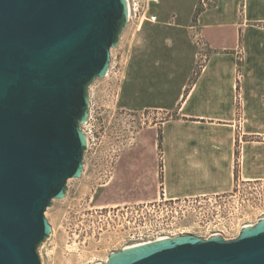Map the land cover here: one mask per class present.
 <instances>
[{"label": "water", "instance_id": "1", "mask_svg": "<svg viewBox=\"0 0 264 264\" xmlns=\"http://www.w3.org/2000/svg\"><path fill=\"white\" fill-rule=\"evenodd\" d=\"M128 16L127 0H0V264H42L45 211L82 174L89 87ZM98 264H264V218L230 240L179 234Z\"/></svg>", "mask_w": 264, "mask_h": 264}, {"label": "rangeland", "instance_id": "2", "mask_svg": "<svg viewBox=\"0 0 264 264\" xmlns=\"http://www.w3.org/2000/svg\"><path fill=\"white\" fill-rule=\"evenodd\" d=\"M186 3L158 0L149 9L156 22L129 21L111 50L108 75L90 85L83 171L68 180L66 196L45 211L51 233L41 244L42 264L104 263L121 249L126 230L143 223L169 226L172 236L220 234L230 240L264 218V182L177 206H163L161 192L150 214L142 215L136 211L132 174L117 177L119 167L133 171L135 135L140 130L158 134L203 63L190 30L201 9L198 0L189 24H178L189 14ZM156 159L159 171L160 153Z\"/></svg>", "mask_w": 264, "mask_h": 264}, {"label": "crops", "instance_id": "3", "mask_svg": "<svg viewBox=\"0 0 264 264\" xmlns=\"http://www.w3.org/2000/svg\"><path fill=\"white\" fill-rule=\"evenodd\" d=\"M187 2L178 24L192 17L196 0ZM190 30L203 63L158 134L135 135L133 171L118 168V178L132 174L139 203L159 197L161 186L182 200L264 182V0H215Z\"/></svg>", "mask_w": 264, "mask_h": 264}, {"label": "built area", "instance_id": "4", "mask_svg": "<svg viewBox=\"0 0 264 264\" xmlns=\"http://www.w3.org/2000/svg\"><path fill=\"white\" fill-rule=\"evenodd\" d=\"M198 1H199V6L201 8H206L215 2V0H198ZM157 2L158 0H127L129 6L128 22L134 20L142 21L143 19H145L150 23L156 22L157 16L149 14V9L151 4H155ZM238 187L239 186H237V188ZM161 189H162L161 190L162 199H160L159 201L166 202V204H163V206L170 205V202H172L173 205L177 206L179 204L181 205L183 203H186L191 199L192 200L195 199V201L196 199H198V198H191V199H182V200H170L166 198L163 191V186H161ZM137 205L139 206L137 207L136 211L138 212L140 211V214L142 215H148L152 211L151 207L155 206V202L154 201L140 202ZM170 236H172V234H171V228H169V226H165V227L161 225L152 226L143 223L142 225L129 227L128 230H126L125 235L123 236L122 239L121 249Z\"/></svg>", "mask_w": 264, "mask_h": 264}]
</instances>
